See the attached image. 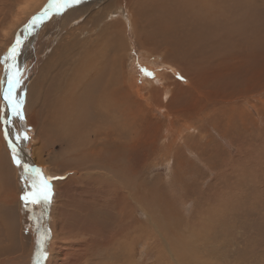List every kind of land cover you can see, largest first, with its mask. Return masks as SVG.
I'll list each match as a JSON object with an SVG mask.
<instances>
[{"label":"rangeland","instance_id":"rangeland-1","mask_svg":"<svg viewBox=\"0 0 264 264\" xmlns=\"http://www.w3.org/2000/svg\"><path fill=\"white\" fill-rule=\"evenodd\" d=\"M40 1L3 0V3H1L0 0V4L3 5V9L0 5V170L5 171H0V174H2L0 175V264H48L49 257L53 252L58 251L54 244L79 245V248H77L79 250L80 247L84 249V243L91 240L89 237H92L97 245H93L92 248H97L92 250L95 253L91 252L89 248L87 254L95 260L90 259L92 261L90 262V260H86L88 257L82 256L80 262H84L82 264H114L117 262V264L122 262H124L122 264H129V261L130 264H264V107L261 105V101L264 99V0H243L245 3L243 6H236L241 7L237 13L239 12L241 15L242 29L240 27H237L236 31L233 29L234 22L230 19L232 16L229 14L226 21L228 26L225 25L222 30V33L227 32L224 33L227 36L223 39L213 37L219 39V46L229 49L228 53L241 52L240 58L243 60V65L231 73V79H219L221 95L223 96L224 93L225 96L228 93L227 91L232 89L231 86L240 84L237 87H241L243 90L234 89H237L236 92L243 96H246L248 90L252 89L251 93L254 97L248 95L250 103L248 100L242 103L243 96H240L236 100L238 104L232 106L223 104L222 106H227L228 113L227 117L222 113L223 120L219 123L220 128L208 127L206 129L202 121L195 120L198 132L193 138L202 139L201 142H203L201 143L198 140L201 144H197L198 142L195 140L197 142V145H195L192 140L190 145L186 146L184 144L182 147L183 163L164 162V158L166 160L168 158L164 156V153L158 152L160 148L155 149V151H148L149 145L148 154L146 157H141L144 165L141 164L135 167L134 161L130 165L125 161L124 163L118 161L114 163L116 165H112L115 171L114 168H111V170L120 179L119 181H121V177L127 176L130 182H134L137 185L136 187L141 189L142 196L132 197L129 200V207L135 210L133 213L134 219L127 221V224L132 226L129 228L127 243L134 242V252L131 255L130 249L124 247L126 245L119 247L120 242H118L116 245L119 248L113 249L110 252L111 256H107L109 250L108 240H110L112 234L120 232V229L123 230V228L117 218V216L119 217L118 211L116 216L115 212L109 211L111 204L106 195H103L102 186L106 184L107 179V183H109L116 178H106V176L94 178V180H98V183L99 181L102 182L101 184L97 182L93 184L94 188H97V194L99 190L102 194L101 199H99L101 203L98 201L101 207H98L99 203H92L93 200L90 202L94 206L90 205L89 201L87 202V199L91 198L88 194L91 191L92 183L86 186L88 190L85 187V190L80 191V195L75 192L78 198H76L74 192H69L70 194L68 192L63 193L64 184L66 183L63 182L66 180L64 178H70L69 173H66V169L71 170L72 165L68 162L65 164V160L61 156L64 157L65 152L71 150H67L68 148L65 145L61 147L56 142L54 145L47 134H44L43 137L39 136V131V135L37 133L32 135V138L35 137L34 139L37 141L39 150L32 149L34 164L31 167L41 170L42 175L47 174L46 177L49 175L48 181L51 183L50 187H53V189L51 187L52 191L58 192L60 190L63 195H69L66 198L64 197L66 200L64 198L60 200V203H62L64 199V204H61V207L58 206V208L64 210L61 211L59 208L60 212L56 213L59 224H52L51 212L55 202L51 203L52 208L45 205L25 206L22 196L31 188V182L24 178L26 174L23 168L17 166L14 162L12 146H10L12 138L15 137L13 132L24 131V120L21 121L19 118L13 117L3 101V91L7 88L8 82V72L3 57L8 54L9 49L14 45L17 35H20L22 37V48L15 67L19 70L21 84L14 89V95L23 100L22 114L25 118L28 112L31 114V107L37 103L36 99H33L35 102L32 103L31 96H33V93L31 94V92H36L41 88H44L45 91L43 89L42 91L45 93L47 91L50 93L55 92L57 87H54V85L59 83V74H65H61L63 73L61 67L56 68L53 73H55L54 76L59 73L56 77L57 81L53 78L52 81L50 80V84L49 79L52 78L50 76L52 73L50 75L49 73L45 74L47 72L45 65L49 66V70L52 69V64L48 63V60L55 53L56 48L59 47L58 44L62 45L65 42L67 48L65 47L63 50L67 53L62 57L65 62L66 60L69 62H66V64H69L68 67H72V63L77 59L75 57L82 56L80 50L88 36L97 31H102L107 23H110L115 17L118 18L115 12L119 11L122 2L120 0L117 2L114 0H81L80 4L69 6L68 10L63 11V14L50 13V18L44 19L43 22L38 21L37 27L33 31L24 32V26L28 24L30 19L40 13L49 3V0H43V3H40ZM249 5L252 7L250 8ZM161 18L163 17L159 19ZM230 24H232V31L234 30L236 37L229 33L231 31ZM70 39L71 42H69ZM222 40H233L232 46L221 45ZM158 57L159 59H157ZM162 59L165 60V57L156 56L152 59V62L157 67H162L165 62ZM64 60L62 61L63 64H65ZM128 68L129 63L125 61L123 71L126 86L128 85ZM44 80H46L45 83ZM138 99L142 100L141 97ZM253 100L254 102H252ZM40 103L45 110L46 106L50 105L48 101ZM256 104L257 106H255ZM232 108H235L236 111L231 112ZM9 115H11L10 120L12 122V119H15V123L6 125L5 120ZM163 117L154 111L149 120L156 124L166 123L167 120ZM158 118L160 121H158ZM42 126L43 124L40 123L39 127ZM9 134L12 136L10 137ZM187 136L189 135L187 134ZM187 136L185 137L188 138ZM161 137H163V134H161ZM161 144H164L163 139L157 145L161 146ZM75 149H78V147ZM188 150H191L192 153L188 154ZM37 152L39 153L35 154ZM89 157L87 166H84L81 160L78 161V164L86 168L91 164H96L97 169L95 172L105 174L99 168V164L103 163V157L95 160L93 157ZM21 160L26 163L24 159ZM18 172L22 174L20 180L23 183L16 179ZM71 177L74 178V175ZM59 186L61 187L59 188ZM99 186H101L100 189ZM157 191L160 193H157ZM85 196L87 197L85 198ZM102 197L104 198L102 199ZM51 198H55V194ZM77 199H80L79 201L84 204L79 203ZM102 200L107 203L105 204ZM78 203L80 206H78ZM81 205H89V207H86L87 209L85 206L81 208ZM102 205H105L104 209ZM47 209L50 210V213L47 212ZM47 218L48 220H46ZM135 222L137 226L139 225L138 228L135 226ZM122 224L126 223L122 222ZM5 225H8V229ZM46 232H50V235L45 236ZM98 232L99 236L97 235ZM29 234L31 240L28 238ZM64 239L66 242H62ZM83 240L85 241L82 242ZM42 243L46 245L47 251V257L44 260L40 258ZM62 249L64 252L66 251L64 248ZM29 252L32 253L31 259L24 258ZM67 254L68 256L64 262L70 264L71 258L75 254Z\"/></svg>","mask_w":264,"mask_h":264},{"label":"bare ground","instance_id":"bare-ground-1","mask_svg":"<svg viewBox=\"0 0 264 264\" xmlns=\"http://www.w3.org/2000/svg\"><path fill=\"white\" fill-rule=\"evenodd\" d=\"M2 1L3 0H1V3H3ZM114 1L117 2L119 0ZM120 1L122 2V6L119 11L115 12L118 18L115 17L114 20L107 23L102 31H97L88 36V38L86 37V42H84L83 47L80 50L82 56L75 57L77 59L72 63V67H68L69 64H66V62H69L67 60L65 62L62 57L67 53L63 50V48H67L65 42H63L62 45L58 44L59 47L56 48L55 53L52 52V57L49 58V60L47 59L48 63L52 64V69L49 70V66L45 65L47 67V72L45 70L46 67L44 66L46 72L44 73H49V75L52 73L50 75L52 78L50 77L49 84L50 80L52 81L53 78L57 81L56 77L59 73H57L56 76H54L55 73H53L56 68L61 67L63 69V73L61 74H65H59V83L54 85V87H57L55 92L50 93L46 90L47 93H45L44 88H41L36 92H31V94L33 93V96L30 94L32 103L35 102L33 99H36L37 103L33 106L29 103V105L32 106L30 110L31 114L27 111L28 113L23 119L25 127L24 131L28 132L27 136L29 139L24 141L21 138L19 142L16 141L17 134H21L22 136L24 131L13 132L15 137H13L12 140L10 139L13 144L12 146L16 147L18 157L24 159L28 165L34 164L32 161V149L39 150L37 141L34 139L35 137L32 138V135L34 133L38 134V131L40 133V135L38 134L39 136L43 137L44 134H47L49 138L52 139L54 145L56 142L57 144H60L61 147L65 145L68 148L67 150L70 149L71 151L65 152L64 157L61 156L62 159L64 158L65 164L68 162V164L72 165L71 170L66 169V173H69L70 178H64L67 181L65 180L63 182H66L67 184H64L65 187L62 192H74V195L78 198L75 192L79 194L80 191L92 183L91 191H89L88 194L91 198H89L90 200L87 199V202L89 201L90 205L92 203H99L98 201L101 203V200L99 199H101L102 194H100V190L97 194V188L95 189L93 184H96L98 180H94V178H97V176L101 178L105 176L106 178H116L109 183H107V179L106 184L102 186L103 195H106L110 201L108 202L111 204L109 211L115 212V216L118 211L119 217L117 216V218L121 223L120 226L122 225L123 228V230L120 229V232L112 234L110 240L107 238L109 241L107 256L110 255V252L113 249L123 247L124 245H126L124 247L130 249L131 255L134 252V242L127 243L129 240L127 236L130 232L129 228L131 226L127 224V221L134 219L133 213L135 210L129 207V200L132 197L142 196V193L140 192L141 189L137 188V185H135L134 182H130V179L127 176L121 177V181H119L120 179L115 176L114 166V171L111 170L112 165L118 161H121V163H124L125 161L130 165L132 161H134L133 164L135 167L139 166L143 162L141 161V157H146L148 151H155L157 148H160L158 149L159 153H164V156L168 158L167 160L164 158V162L171 163V161H174L176 163H183L182 147L184 144L186 146L190 145V141L192 142V140L195 145L203 142H201L202 139L193 138L198 132V128L195 126V120L202 121L206 129L208 127H214V129L216 127L220 128L219 123L223 120L222 113L225 114V116L228 113L227 106L224 107L222 105L225 104L232 106L233 104H238V102H236L237 97L243 96L236 92L237 89H234H241V87H237L240 84L237 86H231L232 89H227V96H224V93L223 96L221 95L222 91L219 86V79H231V73L243 65V60L240 58L241 52H236L234 48L233 50L235 53H228L229 49L219 46V39L217 40V38H213L220 37V39H223V37L227 36L224 34L227 32L222 33V30L224 26L227 25L226 21L228 20L227 16L229 14L232 16L230 19L234 22L233 29H235V31L237 27L242 29L241 24L243 22H241L240 19L241 15L239 12L237 13L241 7L238 8L236 6H243V4H245L243 0ZM40 3H43V0H41ZM253 5H255V3H253ZM2 6L3 5H1V9H3ZM249 7L251 8L252 6L249 5ZM160 17L163 18L159 19ZM230 27L231 31L229 30V33H231L233 37H236L233 32L234 30L232 31V24H230ZM69 35L73 36L71 34ZM222 41L221 45L227 44L226 47L232 46L233 40ZM69 42H71V39ZM156 56L165 57V60H163L164 58L162 59L165 61L162 67H157V65L152 62V59ZM157 59H159V57ZM63 60L65 64L62 62ZM125 61L129 63V68L127 70L129 73L127 86L123 71ZM45 81L46 80L43 82L45 83ZM239 81L244 82L241 80ZM32 89H34V87H32ZM42 89L44 91H42ZM251 90L252 89H249L246 96L242 97V103L247 100L249 102V94L254 97ZM43 95L44 99L42 100ZM139 97H141L142 100H139ZM252 97L250 98V101ZM42 101H48L50 103V105L48 104V106H46V110L40 103ZM252 102H254V100ZM261 105L264 107V99L261 101ZM255 106H257V104ZM154 111L158 112L160 116H164L168 122H159L160 124L157 123V125L152 120H149V117L151 119ZM235 111L236 109L232 108L231 112ZM10 117L11 115L7 117L6 125L15 123V119H12V122ZM158 121H160V119ZM40 123L43 124L42 127H39ZM161 134H163V137H161ZM187 134L189 136H187ZM11 136L12 135H10V137ZM161 139H163L164 144H161V146L157 145ZM41 140L43 141V139ZM195 140L197 142L200 140L201 143H197ZM143 145L144 147L142 148ZM77 147L78 149H75ZM148 148L149 150L147 151ZM187 152L188 154L192 153L191 150H188ZM38 153L39 152L35 154ZM87 155L88 157H93L94 160L103 157V163L100 162L101 164H99V168L101 171H104L105 174L95 172L97 169L96 164H91L87 168L81 167L78 164V161L81 160L84 163V166H87ZM142 165H144V163ZM2 167L3 165L1 168ZM0 171L5 172L4 170ZM46 175L44 174L45 177ZM73 175L74 178L71 177ZM48 177L49 175L46 178L48 179ZM17 178L18 173L16 174V179ZM99 183L101 184L102 182L99 181ZM49 184L51 185V183ZM60 187L61 186H59V188ZM100 187L101 186H99V189ZM62 192H60V190L58 192L54 190L52 191V197H54L55 194V198H51V203L55 202L54 208L51 212V217L53 219L52 224L54 225L59 224L56 213L60 212V209L61 211L64 210L63 208H60L61 204H64L63 200L70 194L63 195ZM157 193L160 192L157 191ZM86 197L87 196H85V198ZM62 198L64 199L62 200V203H60ZM103 198L104 197H102V199ZM68 199L69 198L67 197V200ZM81 202L82 201H79V203ZM103 202L105 204L107 203L105 201ZM100 203L98 204V207L101 205ZM52 206H50V208H52ZM58 206H60V209ZM78 206H80V204ZM84 206L85 205H81V208ZM104 206L102 207L103 209L105 208ZM65 207L67 206L65 205ZM86 207L88 208L89 205L85 206V208ZM95 207L97 206L95 205ZM85 208L84 210L87 209ZM75 210L77 211V209ZM75 210L74 212H76ZM49 211L50 210L47 209V212ZM46 220H48V218ZM122 222L126 223L124 224L126 226H124ZM5 226L7 228L8 225ZM135 226L138 228L139 225L137 226L136 224ZM64 232H66V230H64ZM98 234L99 232L97 235ZM30 237L29 234L28 238L31 240ZM89 238H91V240H89L88 243H84V249L80 247L79 250H77L79 245L62 243V246V244H54V246L58 248V251L53 252L51 257H49L50 260L48 259V264H67L68 262H64L68 256L67 253H69V255L75 254L73 256L74 258H71L72 260L70 261V264L84 263H80L82 261V256L88 257L86 260L92 259V256L89 257L87 251L90 248L91 252L95 253L92 250H95L97 247L95 249L92 248L93 245H96V242L93 241L92 237ZM120 238H122L121 241ZM64 240L62 242H66V240ZM84 241L85 240L82 242ZM118 242H120L119 247L116 245ZM62 248L66 251L64 252ZM122 254L124 255V253ZM31 256L32 253L29 252L24 258L31 259ZM107 261L109 262L110 260ZM90 262L92 261L90 260Z\"/></svg>","mask_w":264,"mask_h":264},{"label":"snow or ice","instance_id":"snow-or-ice-1","mask_svg":"<svg viewBox=\"0 0 264 264\" xmlns=\"http://www.w3.org/2000/svg\"><path fill=\"white\" fill-rule=\"evenodd\" d=\"M81 0H49V3L45 8L33 16L28 24L24 26V32H31L37 27V22H43L44 19L50 18V13H55L57 15L63 14V11L66 10L69 6L79 4ZM22 48V37L17 35L14 45L9 49L8 54L3 57L6 71L8 72V82L7 88L3 91V101L8 106V109L11 111L13 117L19 118L21 121L24 119L22 114V104L23 100L20 97L14 95V89L19 87L21 84L19 70L15 67L17 57L21 54L20 49ZM7 123V120H5ZM21 138L24 141H27L29 137L27 132L17 134L16 141L19 142ZM12 146V142H10ZM13 160L23 168L25 172V179L31 182V188L25 192L22 196V200L25 203V206H40L45 205L50 208L51 197L53 195L49 181L47 178L43 177L41 170L34 169L27 163L22 162L18 157L17 150L15 146H12ZM50 232H46L45 236H49ZM47 251L46 245L41 244L40 258L41 260L46 259Z\"/></svg>","mask_w":264,"mask_h":264},{"label":"crops","instance_id":"crops-1","mask_svg":"<svg viewBox=\"0 0 264 264\" xmlns=\"http://www.w3.org/2000/svg\"><path fill=\"white\" fill-rule=\"evenodd\" d=\"M29 165L32 166L33 164H29ZM18 174H19V175H18V178H17V179L20 181V183H23V182L20 180V179L22 178V174H21L20 172H18ZM43 177H45L44 174H43ZM45 178H46V177H45Z\"/></svg>","mask_w":264,"mask_h":264}]
</instances>
